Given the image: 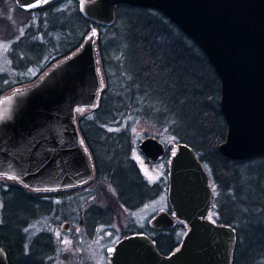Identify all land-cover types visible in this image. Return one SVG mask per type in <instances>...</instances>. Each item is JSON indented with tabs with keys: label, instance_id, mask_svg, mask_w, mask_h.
Listing matches in <instances>:
<instances>
[{
	"label": "water",
	"instance_id": "95a60500",
	"mask_svg": "<svg viewBox=\"0 0 264 264\" xmlns=\"http://www.w3.org/2000/svg\"><path fill=\"white\" fill-rule=\"evenodd\" d=\"M49 1L15 0L25 10ZM77 2L81 16L100 26L113 23L118 5L160 11L200 48L217 75L218 108L226 124L218 152L230 160L264 156V0ZM96 38L93 29L79 50L53 67L36 89L0 102V120L10 121L12 132L11 138L3 136L2 172L16 175L34 190L79 186L91 178L75 115L96 106L101 87ZM138 147L153 162L164 154L162 144L151 137ZM175 147L168 164L167 198L174 217L189 227L180 247L163 255L146 234L132 233L107 248L110 264H232L235 230L206 219L212 205L209 176L189 145ZM172 224L164 212L149 221L154 229ZM0 264H8L1 248Z\"/></svg>",
	"mask_w": 264,
	"mask_h": 264
},
{
	"label": "rangeland",
	"instance_id": "374dc122",
	"mask_svg": "<svg viewBox=\"0 0 264 264\" xmlns=\"http://www.w3.org/2000/svg\"><path fill=\"white\" fill-rule=\"evenodd\" d=\"M118 7L114 11L113 24L97 28L95 42L103 88L100 100L103 102L109 95L114 98L112 104L117 108L111 119L104 124L100 123L101 118L95 110H84L81 117L76 119L82 146L88 152L92 164L91 183L53 196L46 192L33 197L24 191L23 187H19L6 177H0V225L4 219L5 204L10 196L9 201L14 212L21 211L26 215L20 218L24 223L17 230L23 237L24 251L27 252L32 243L47 250V243L45 242V245L43 243L48 238L51 241V249L46 261L50 264H109L107 248L132 232L142 231L149 236H155L156 232L149 228L148 221L157 213L168 212L169 209L166 197L167 162L173 151L170 147L173 138L164 125L156 124L150 117L138 115L139 108L126 101L124 96L126 89L122 88H125L127 79L119 70L121 66L119 55L114 54V49L110 46L119 28L122 27V21L117 16ZM76 12H78L76 0H56L47 10L32 13H24L17 9L13 0H0V98L34 84L54 62L79 49L85 36L94 27L78 12L84 20L81 22ZM100 100L98 108L101 107ZM79 119H84L82 129L85 132L89 120H99L97 124L101 132L100 135L97 134L98 142H102L104 137L117 138V135L124 137L125 147L119 148L120 145L116 141L114 142L116 148L125 152L124 161L134 164L142 179L154 187L151 191L152 198L141 207L133 211L125 210L117 202L111 184L100 179L101 177H96L98 169L92 161L91 151L79 128ZM122 133L124 135H121ZM88 137L91 144L97 142L90 134ZM147 137L158 140L167 150L166 157L157 163L146 160L138 147ZM105 143L110 146L108 140H105ZM96 151L101 155L99 150ZM103 158L108 160L105 156ZM254 166L255 164L239 166V174L246 176L249 168ZM204 168L209 175L213 202L208 218L218 222L219 205L235 200L233 198L227 200L225 193L222 194L218 190L210 169L205 165ZM250 178L252 181L256 176L252 175ZM247 189L254 197L256 191L250 185ZM15 190L30 196H22L15 193ZM141 193L143 196L146 195L143 190ZM14 212L11 211L12 219L16 216ZM253 213L254 209L250 211L251 220L245 223L234 221L232 224L238 232L236 264L248 263L250 259L247 256L250 248L247 246L248 242L254 245L250 249V254L257 255L250 264H264V249H260L259 244L255 243L258 235H264V206L259 204L255 217L252 216ZM93 216L96 217L95 220ZM107 218L108 221H103ZM166 231L172 232L178 247L187 228L175 224L173 229Z\"/></svg>",
	"mask_w": 264,
	"mask_h": 264
},
{
	"label": "trees",
	"instance_id": "16d2710c",
	"mask_svg": "<svg viewBox=\"0 0 264 264\" xmlns=\"http://www.w3.org/2000/svg\"><path fill=\"white\" fill-rule=\"evenodd\" d=\"M76 15L82 22L78 12ZM117 16L122 21V27L110 46L113 47L114 54L119 55V70L127 79L125 88H122L126 89V101L139 108L138 115L150 117L156 124L164 125L173 142L189 145L203 166L210 169L218 190L225 193L227 200H235L219 205L220 221L217 223L230 225L235 229L232 225L234 221L245 223L251 220L250 211L254 209L252 216L255 217L259 204L264 206V156L232 161L218 152V146L225 139L226 125L218 110L219 81L207 58L192 40L156 10L119 6ZM113 99L108 95L103 102L100 100L101 107L95 109L101 118V124L107 123L114 115L117 106L112 104ZM78 122L91 151L92 161L98 169L96 177L111 184L120 206L133 211L151 199L154 187L142 179L134 164L124 161L125 152L115 146L114 142L117 141L119 148L125 147L124 137H104L102 142H98L101 132L97 124L99 120L85 121L86 132L82 129L84 119H79ZM87 132L93 139H97L95 141L98 144H91ZM105 140L110 142L109 147ZM249 164L255 166L249 168L246 176L240 175L239 166ZM252 175L256 178L251 181ZM248 185L256 191L254 197L248 192ZM142 190L145 191V196L141 193ZM15 193L29 196L18 190ZM9 199L10 196L8 202H5L4 219L0 225V247L6 253L8 264H50L46 261L51 249L48 238L43 243H47V250L32 243L28 251H24L23 237L17 230L23 225L24 220L20 218L25 214L21 211L14 212ZM11 211L16 213L13 219ZM93 218L96 219L95 216ZM108 220L109 218L103 221ZM155 232L156 235L151 236V239L161 254L176 249L177 243L171 231ZM257 238L255 243L259 244L260 249H264V235H258ZM247 246L250 247L247 251V256L250 257L247 264H250L257 255L250 254L253 243L248 242Z\"/></svg>",
	"mask_w": 264,
	"mask_h": 264
},
{
	"label": "flooded vegetation",
	"instance_id": "af4514ba",
	"mask_svg": "<svg viewBox=\"0 0 264 264\" xmlns=\"http://www.w3.org/2000/svg\"><path fill=\"white\" fill-rule=\"evenodd\" d=\"M14 1V0H13ZM54 1H56V0H54ZM53 3V1L51 2V3H49V4H46V5H44V6H41V7H37V8H35L34 10H30V11H23L24 13H32V12H42V11H45V9L47 10V8H48V6H50L51 4ZM15 4V3H14ZM17 8V7H16ZM17 9H19V8H17ZM19 10H21V9H19ZM22 11V10H21ZM69 55V54H68ZM65 59V57L64 58H62V60H57L56 62H54L52 65H51V67L53 66V67H55L56 65H58L60 62H62L63 60ZM51 67H49L38 79H37V81L34 83V84H32V85H29V86H26V87H24L23 89H21V90H18V91H16V92H20V93H22V92H24V91H29V90H31L32 88H34V89H36L37 88V86L39 85V83H40V81L43 79V76L47 73V71L51 68ZM9 95H14L13 93H7V94H5V95H3L1 98H0V100L2 101L4 98H6V97H8ZM5 96V97H4ZM36 97V96H35ZM42 97V96H41ZM2 121H4V124L2 125V126H0V167H3V165L5 164V160L3 159V157H4V155L6 154L5 153V151L2 149L3 147H2V145H3V140L5 139L3 136L5 135L7 138H11V135H12V132H8V126L11 124V122L10 121H8V120H6V119H1L0 120V123L2 122ZM0 177H6V178H9V180L12 182V181H14V177H12V176H8V175H6L5 173H2V172H0ZM168 212L170 211V209H168L167 210ZM236 249V248H235ZM233 264H234V262H233Z\"/></svg>",
	"mask_w": 264,
	"mask_h": 264
}]
</instances>
